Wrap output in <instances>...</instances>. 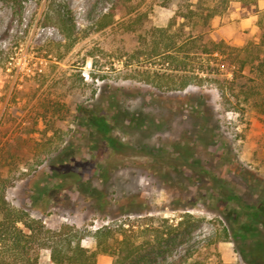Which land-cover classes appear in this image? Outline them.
<instances>
[{"label": "rangeland", "instance_id": "1", "mask_svg": "<svg viewBox=\"0 0 264 264\" xmlns=\"http://www.w3.org/2000/svg\"><path fill=\"white\" fill-rule=\"evenodd\" d=\"M21 1L0 0L10 204L90 249L97 228L132 220L137 264H264L260 0L214 16L198 0H63L71 37L49 0ZM161 218L177 228L158 243ZM40 262L57 264L46 248Z\"/></svg>", "mask_w": 264, "mask_h": 264}, {"label": "trees", "instance_id": "2", "mask_svg": "<svg viewBox=\"0 0 264 264\" xmlns=\"http://www.w3.org/2000/svg\"><path fill=\"white\" fill-rule=\"evenodd\" d=\"M16 1L22 3L21 0ZM230 1L198 0L201 4L207 3L206 8L211 16L221 14ZM239 1L244 4V0ZM47 7L46 17L59 26L65 35L73 36L74 24L63 0H49ZM160 220L159 227H155L150 236L158 243L164 235L174 234L177 228L169 223L167 218ZM126 224H129L128 227ZM134 224L132 220L127 219L117 227L110 224L97 228L93 232L96 248L90 249L81 245L85 233L80 229L67 224L57 229L46 227L41 219L12 206L6 199L5 188L0 185V264H41L40 252L44 248L50 250L51 261L57 264H96L99 253L115 256V264H137L136 258L143 250L135 242ZM174 262L170 261L167 264H204L199 259L190 261L187 259L185 263ZM152 264L164 263L154 261Z\"/></svg>", "mask_w": 264, "mask_h": 264}, {"label": "crops", "instance_id": "3", "mask_svg": "<svg viewBox=\"0 0 264 264\" xmlns=\"http://www.w3.org/2000/svg\"><path fill=\"white\" fill-rule=\"evenodd\" d=\"M239 7H241V5H239ZM259 7H260L261 9H264V0H260V5H259ZM246 24H249V22H247Z\"/></svg>", "mask_w": 264, "mask_h": 264}]
</instances>
